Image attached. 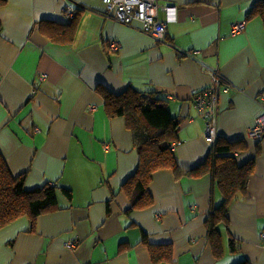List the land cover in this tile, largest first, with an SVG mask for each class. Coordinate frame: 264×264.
<instances>
[{
  "label": "crops",
  "instance_id": "1",
  "mask_svg": "<svg viewBox=\"0 0 264 264\" xmlns=\"http://www.w3.org/2000/svg\"><path fill=\"white\" fill-rule=\"evenodd\" d=\"M256 1L157 0L159 18L169 19L159 43L136 24L106 18L102 0H0V155L13 176L24 173L26 190L60 189V208L38 217L33 231L27 217L0 229V264H154L147 243L171 247V261L157 264H264V135H249L264 119V28L250 16ZM238 22L244 29L231 35ZM204 67L224 81L216 87V139L240 143L238 165L254 159L245 195L219 225V258L205 225L222 201L215 183L158 170L151 205L133 209L123 186L138 152L97 91L157 95L181 120L171 146L188 171L211 147L193 103L213 83Z\"/></svg>",
  "mask_w": 264,
  "mask_h": 264
},
{
  "label": "trees",
  "instance_id": "2",
  "mask_svg": "<svg viewBox=\"0 0 264 264\" xmlns=\"http://www.w3.org/2000/svg\"><path fill=\"white\" fill-rule=\"evenodd\" d=\"M250 16L258 17L264 28V0H257ZM97 91L104 100V109L109 117H122L130 132L133 147L138 152L139 164L135 173L124 184L123 190L131 199L133 209H144L151 205L148 187L153 174L170 169L175 176L187 175L201 178L208 175L221 195V204L213 208L206 221V239L214 257L222 254V238L219 225L226 222L231 205L245 195L248 179L253 173L254 159L238 165L234 153L241 151L239 142L222 143L217 139L211 144L206 159L191 170H183L177 162L171 144L178 143L181 120L170 114L167 107L153 93H143L131 88L120 94ZM24 173L13 176L0 155V229L21 217H27L33 231L38 217L59 209L57 193L60 189L44 184L34 190L24 188ZM69 199L68 191H62ZM146 242V241H145ZM228 249L237 252L235 241L229 239ZM150 258L154 264L171 261L170 245H150ZM236 264H249L246 260Z\"/></svg>",
  "mask_w": 264,
  "mask_h": 264
},
{
  "label": "built area",
  "instance_id": "3",
  "mask_svg": "<svg viewBox=\"0 0 264 264\" xmlns=\"http://www.w3.org/2000/svg\"><path fill=\"white\" fill-rule=\"evenodd\" d=\"M104 4L103 15L123 25H138V30L144 35L152 38L159 43H166V25L169 19L162 21L158 16L159 7L157 0H102ZM65 13L67 17H73L75 10L69 6L65 7ZM174 8H166V11L172 13ZM243 22L234 23L231 26L230 34L235 35L240 33L244 29ZM117 41H111L109 49L111 51L118 50ZM192 57L193 53L187 54ZM205 68V67H204ZM211 75H213V83L211 86L197 91L193 95L194 106L205 123V141L209 144H213L216 139V100L217 93L216 87L218 84L223 83V79L211 69L205 68ZM227 87V86H226ZM251 138L259 139L264 135V119L260 117L257 119L256 125L249 134ZM107 147H105L106 149ZM264 237V232L262 233ZM69 248H74V243H68Z\"/></svg>",
  "mask_w": 264,
  "mask_h": 264
},
{
  "label": "rangeland",
  "instance_id": "4",
  "mask_svg": "<svg viewBox=\"0 0 264 264\" xmlns=\"http://www.w3.org/2000/svg\"><path fill=\"white\" fill-rule=\"evenodd\" d=\"M235 264V263H234Z\"/></svg>",
  "mask_w": 264,
  "mask_h": 264
}]
</instances>
